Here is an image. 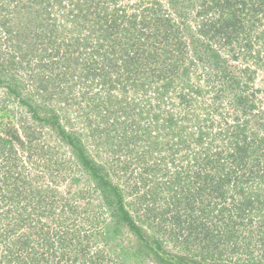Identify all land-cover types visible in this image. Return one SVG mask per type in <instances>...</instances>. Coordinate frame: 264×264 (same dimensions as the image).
Here are the masks:
<instances>
[{"label":"trees","instance_id":"trees-1","mask_svg":"<svg viewBox=\"0 0 264 264\" xmlns=\"http://www.w3.org/2000/svg\"><path fill=\"white\" fill-rule=\"evenodd\" d=\"M259 68L264 0H0V106L14 104L0 108V264H115L106 249L123 232L154 248L151 264H264ZM178 102L182 116L165 110ZM89 135L108 166L84 149ZM76 166L107 225L78 211L91 197L69 193Z\"/></svg>","mask_w":264,"mask_h":264},{"label":"rangeland","instance_id":"rangeland-1","mask_svg":"<svg viewBox=\"0 0 264 264\" xmlns=\"http://www.w3.org/2000/svg\"><path fill=\"white\" fill-rule=\"evenodd\" d=\"M48 1H50V3H51L54 0H48ZM193 58H196V57L194 56ZM196 60H197V58H196ZM196 63H197V61H196ZM238 63H241V62L238 61ZM241 64L243 65V63H241ZM197 74H199L200 77H201V75L203 73H201V71H197ZM126 77H129V76H124V78L122 79V82L126 79ZM131 78L133 79L134 77H131ZM192 79L194 81L200 80V79H198V77H196V74L192 76ZM262 79H264V68L263 69L259 68V70L256 72L255 82L253 84V85H255L254 86L255 89H262V82H261ZM151 91H152V89L150 88V91L148 93H146V96H148L151 93ZM132 93L133 92H130V91L127 93L128 98H131ZM256 95L258 97L257 98L258 99L257 103L259 105V108L261 106L264 107V93H257ZM149 96L152 97V94L149 95ZM2 97L3 98L9 97L6 94V88H4V87H0V99H2ZM170 97L173 98L172 101H174V102L177 101V99L175 98V94L173 92L171 94H169V92H168V94L166 95L167 99H169ZM190 97L194 98V100H195L194 103H192L194 105L192 111H194L195 113H197L199 115H202V113H203V111H202V109H203V107H202V105H203L202 98L199 99L195 95L192 96L191 94H190ZM10 99H11L10 103L1 104L0 108H2V107H7L8 109L9 108L10 109L14 108L12 97ZM209 102L210 101H206V102H204V104H208ZM225 106H227V105H225ZM165 110H169L171 113H173L174 115L179 117V116H182L183 113H185L187 111V108H185L184 105H181L178 102V104L171 103V104L166 105L165 106ZM6 120H8V115L0 113V131H4V130L7 129L6 128V126H7V124H6L7 121ZM146 123L147 124H152V121L147 119ZM81 140L84 143V146H83L84 149H87V150L90 151L88 154H89V156H91V158L93 160L101 163L103 165V167L108 166V164L106 162L107 156L110 155V153L109 152L107 153V151H106V148H108V146L105 147L103 144H101L98 147V144L96 142L99 141V138L98 139H94L93 137L91 138L90 135L86 136V137H82ZM56 143H57V141H53V138H52L51 139V144L52 145L51 144H48V145L50 147L56 146V148H57L56 150L58 151L57 153L59 154V156L62 159H67V157L71 158V155H68L67 147L65 148L63 145L57 146ZM13 144L15 146H18V143H13ZM97 150H98V154H96ZM63 153H65V154H63ZM122 159H124V156H122ZM184 163H182V164H184ZM113 164H114V160H113V162H111V165H113ZM115 164H114V166H115ZM121 167H122V164L120 163L119 164V171H118L119 173L121 172V170L123 171V169ZM70 175H71V177L73 176V178L77 179V182H76V184H74V187L71 189V191H69V193L73 192V189H75L77 187V190L78 189H83V190H85V193L87 194V197L88 196L91 197L89 199H86L85 201H79V200L75 201L76 202V207H79L78 211L81 210L80 209L81 207L85 206L87 208H90V206H93L94 208L89 211L88 214H90V216H88V217L94 218L95 216H98V217H96V220L100 221V223H101L99 225V227L107 225L112 220V216H111V213L107 209L102 207V199H101V197L99 198L98 191L96 189L94 191L93 185H96V184L95 183L92 184L91 177H89L88 173L84 172L83 170L81 171L80 167H78V169H77V166H76V170H72L70 172ZM110 175H111V171H110ZM71 177L67 178L65 180V182L62 184V186L60 187V193L63 194V193H66L67 190H70L69 189L70 188L69 181L71 180ZM110 179L116 180V178L114 176H110ZM134 199H136L135 196H133L128 202H130V201L133 202ZM162 208L164 209L163 206H162ZM126 209H130V207L126 206ZM182 210H184V209L181 208V212H180L181 219L184 218V213H183ZM163 212L167 213V214H164L165 219L172 218L173 215L176 214V211L173 210L172 208H168V212L165 211V210ZM83 217L84 216H79L78 219H80V222L83 225V227L89 229V227H88L89 225L87 224V222L82 223L81 220L83 219ZM158 219L156 220V223L162 225L163 221H161V218H158ZM174 227H175V223L172 224V222H171V224L167 225V230L170 232L171 229L174 228ZM95 233H98V228H96V232ZM119 234H120V232H119ZM144 236L146 237V234H144ZM111 243L112 244L116 243V244L113 246V248H107L106 251H108V253L110 254V255H108V257H109V259L111 260L112 263H115V264L120 263L122 257L127 258L125 261H122L125 264H143V263L144 264L145 263L151 264L152 261H157V259L155 258V253H154V251H152V250H154V248L147 247L144 243L140 242L133 235H125V233L123 232V233L120 234V236L118 238H115V240H113ZM172 246H173V244L168 245L165 248V250L170 249L173 252L174 248ZM126 247H128V250H129V252L132 255L131 254L130 255L127 254V256H124L125 250H127ZM109 249H111L113 253ZM131 249H134V250L132 251ZM178 249L179 248H177L176 250H178ZM193 251L194 250H191L189 252H184V254L185 255L187 253H190V255L195 254V252H193ZM119 252L121 254L117 255V254H119ZM213 263H214L213 261H206L205 262V264H213ZM216 264H220V262H216Z\"/></svg>","mask_w":264,"mask_h":264}]
</instances>
